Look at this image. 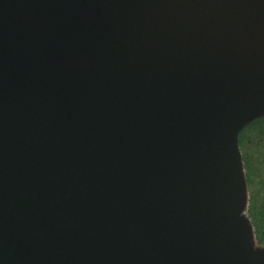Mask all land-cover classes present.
<instances>
[{"label": "water", "instance_id": "1", "mask_svg": "<svg viewBox=\"0 0 264 264\" xmlns=\"http://www.w3.org/2000/svg\"><path fill=\"white\" fill-rule=\"evenodd\" d=\"M263 115L264 0H0V264H264Z\"/></svg>", "mask_w": 264, "mask_h": 264}, {"label": "flooded vegetation", "instance_id": "2", "mask_svg": "<svg viewBox=\"0 0 264 264\" xmlns=\"http://www.w3.org/2000/svg\"><path fill=\"white\" fill-rule=\"evenodd\" d=\"M238 145L247 187L245 216L255 245L264 247V115L239 132Z\"/></svg>", "mask_w": 264, "mask_h": 264}]
</instances>
